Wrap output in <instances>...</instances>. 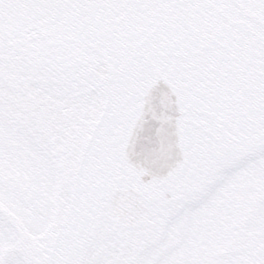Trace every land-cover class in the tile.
I'll use <instances>...</instances> for the list:
<instances>
[{"label": "water", "instance_id": "1", "mask_svg": "<svg viewBox=\"0 0 264 264\" xmlns=\"http://www.w3.org/2000/svg\"><path fill=\"white\" fill-rule=\"evenodd\" d=\"M0 100L55 177L42 234L0 202L11 251L138 264L264 155V0H0Z\"/></svg>", "mask_w": 264, "mask_h": 264}, {"label": "flooded vegetation", "instance_id": "2", "mask_svg": "<svg viewBox=\"0 0 264 264\" xmlns=\"http://www.w3.org/2000/svg\"><path fill=\"white\" fill-rule=\"evenodd\" d=\"M0 174L16 187L11 191L0 182V198L24 218L30 229L38 231L49 216L52 176L48 175L45 187L28 189L22 186L21 175L3 166ZM241 175L231 177L203 208L202 204L191 210L184 220L169 228L161 245L167 252L155 264H182L179 255H184V264H264V174L260 181ZM12 240L9 230L0 229V250ZM156 251L140 264H148ZM2 264L17 263L9 256Z\"/></svg>", "mask_w": 264, "mask_h": 264}, {"label": "rangeland", "instance_id": "3", "mask_svg": "<svg viewBox=\"0 0 264 264\" xmlns=\"http://www.w3.org/2000/svg\"><path fill=\"white\" fill-rule=\"evenodd\" d=\"M15 133V132H14ZM11 147V150L9 149ZM30 148L27 146L23 147L22 142L16 139V133L12 135V140L11 142L9 141L6 144H1L0 143V157L6 154H12V160L15 158V153L18 157L19 164H30L32 161L31 154L28 152ZM36 164L33 167V172L32 173H27L24 175V179L26 180L25 187H28V189H37V187H45L47 181V174L48 170L46 165L42 162L41 158L37 155L36 156ZM254 166L257 168V165L254 164ZM249 170H243L241 172V176L247 175V177L255 178V176H258L257 171L252 168H248ZM258 178H261L258 176ZM263 179V178H262ZM261 180V179H259ZM46 181V182H45ZM254 181V179H253ZM39 189V188H38Z\"/></svg>", "mask_w": 264, "mask_h": 264}, {"label": "bare ground", "instance_id": "4", "mask_svg": "<svg viewBox=\"0 0 264 264\" xmlns=\"http://www.w3.org/2000/svg\"><path fill=\"white\" fill-rule=\"evenodd\" d=\"M12 113V114H15V115H17L19 118H22V115L18 112V111H16L15 109H13L12 107H10L9 105H7L6 103H4V102H2L1 100H0V113ZM23 128H25V130L26 131H28L29 132V127L27 126V124H25V122L24 123H22V125H21Z\"/></svg>", "mask_w": 264, "mask_h": 264}]
</instances>
